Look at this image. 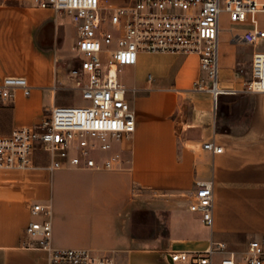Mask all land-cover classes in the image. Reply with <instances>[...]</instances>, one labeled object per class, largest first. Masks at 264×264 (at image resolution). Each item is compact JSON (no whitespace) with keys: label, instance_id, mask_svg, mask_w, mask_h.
I'll return each mask as SVG.
<instances>
[{"label":"crops","instance_id":"obj_1","mask_svg":"<svg viewBox=\"0 0 264 264\" xmlns=\"http://www.w3.org/2000/svg\"><path fill=\"white\" fill-rule=\"evenodd\" d=\"M59 15L67 16L0 0V82L22 76L32 86L30 96L18 91L0 107V135L41 121L59 105V88L71 84L67 58L76 39L68 42ZM258 27L264 29L259 20ZM252 29L246 23L244 32ZM263 43L251 45L247 67L255 52L264 51ZM236 44L220 33L221 48L234 51ZM158 57L177 65L169 86L152 87L151 74L138 76L140 65ZM240 67L225 61L222 84L242 87L250 69L238 76ZM122 73L131 76L129 85ZM202 75L195 53L139 52L137 64L122 69L119 79L136 111V130L114 146L121 169L51 171L52 158L42 149L34 152L31 168L0 169V264H47L44 250L26 246L37 244L25 231L37 219L31 215L35 203L52 204L55 246L87 248L117 264L145 258L169 264L163 258L168 251H203L211 240L239 252L252 238L264 243V93L223 95L214 112L210 94L193 87ZM211 140L223 151L205 150ZM198 181L213 183L212 227L189 209Z\"/></svg>","mask_w":264,"mask_h":264},{"label":"built area","instance_id":"obj_2","mask_svg":"<svg viewBox=\"0 0 264 264\" xmlns=\"http://www.w3.org/2000/svg\"><path fill=\"white\" fill-rule=\"evenodd\" d=\"M69 16L77 33L72 47L75 65L68 70L69 89L80 94L81 103L55 105L32 126L0 135V169H28L37 149L49 153L51 171L65 167L91 170L122 168L123 158L114 151L116 142L136 130V111L127 99L119 74L137 64L139 52L195 53L202 77L194 90L210 94L214 112L223 95L264 93V51L253 54L250 78L242 87L223 85L220 79V19L227 13L233 23L251 24L252 30L233 36V41L256 45L264 40L258 14L264 0H4ZM240 76V73H237ZM151 79V75H149ZM30 96L32 86L22 76H6L0 82V107L17 92ZM205 150L220 153L214 140ZM111 152L107 157L101 154ZM95 154V155H94ZM189 209L202 215L212 227L214 190L211 181H198ZM25 231L36 247L47 253V264H116L87 248H62L53 244L51 203H35ZM163 258L169 264H264V243L252 238L242 252L226 242L210 241L203 251L171 250Z\"/></svg>","mask_w":264,"mask_h":264},{"label":"rangeland","instance_id":"obj_3","mask_svg":"<svg viewBox=\"0 0 264 264\" xmlns=\"http://www.w3.org/2000/svg\"><path fill=\"white\" fill-rule=\"evenodd\" d=\"M108 1L109 3L116 4V0H108ZM120 1H121L120 4H123L128 0H120ZM57 19L62 25L66 27V29L69 32L68 42L70 43L73 39H76L77 37L76 29L72 27L70 18L64 15H59ZM258 20L260 25L264 26V13H261L259 15ZM245 26L246 24L231 22L228 14L223 13L220 19L221 38H225V37L228 38V36H234L237 34L241 35L244 33ZM262 46L264 47V43L262 44ZM251 48H252L251 45L237 43L234 51H229L228 49H225V47L222 46L221 48L220 46V67L222 68L224 67L225 61L227 62L229 60L236 62L238 61L241 63L240 70L238 71L240 73V76L246 74L249 69L251 70V67L250 66L247 67L244 61L249 59V50ZM73 55L74 52L72 50L71 57L67 58V62L69 64L71 63L72 65H75ZM221 56L223 57V59H221ZM176 70H177V65H173L170 67V62L166 61L164 58L158 57L140 65L138 76L141 79H143L144 77H148V75L151 74L153 78L152 87H164L167 85L169 86L171 83H174ZM122 75L124 74L122 73ZM124 77L126 78L125 83H127V85H129L131 81H133L131 80L130 75H124ZM220 79H221V74H220ZM65 87L66 85H63L61 88H59L60 90H59V94L57 95L56 102H58L59 105H63V104L72 105V104L81 103L82 100L80 98V94L77 91ZM131 94L132 91H129V95ZM246 95H253V94H246ZM248 102H247L248 103L247 105H249L248 107H251V102L250 101ZM151 260L145 258L141 260L140 264H152L153 262H151Z\"/></svg>","mask_w":264,"mask_h":264}]
</instances>
